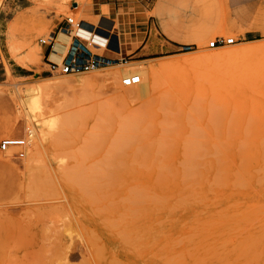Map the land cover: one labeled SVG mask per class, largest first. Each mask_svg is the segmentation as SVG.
<instances>
[{"label": "rangeland", "instance_id": "374dc122", "mask_svg": "<svg viewBox=\"0 0 264 264\" xmlns=\"http://www.w3.org/2000/svg\"><path fill=\"white\" fill-rule=\"evenodd\" d=\"M108 2L0 0V139L35 145L0 152V264H264V0ZM64 16L116 32L127 62L43 72L37 39ZM128 64L145 95L98 77ZM45 78L62 85L36 114L25 87Z\"/></svg>", "mask_w": 264, "mask_h": 264}, {"label": "built area", "instance_id": "2783aa9c", "mask_svg": "<svg viewBox=\"0 0 264 264\" xmlns=\"http://www.w3.org/2000/svg\"><path fill=\"white\" fill-rule=\"evenodd\" d=\"M73 5H71V8ZM58 27L49 30L44 37H39L37 43L46 47V55L42 56L45 68L42 70L50 75H77L90 73L107 66L124 64L127 62L128 54L121 52L122 43L116 32L109 31L103 26L91 24L82 19L74 20L72 16H64ZM86 30L101 42L93 37L86 38L79 35L78 31ZM68 36L63 52L58 53V60L49 58L50 53L56 52L53 49L58 33ZM232 37H215L209 40L207 47L217 46L219 43H234ZM106 53H110L106 54ZM139 75L132 72L120 76L119 82L122 86H130L138 83ZM24 137H5L0 139V152L8 147L17 148L14 152L16 157L23 156Z\"/></svg>", "mask_w": 264, "mask_h": 264}, {"label": "bare ground", "instance_id": "6f19581e", "mask_svg": "<svg viewBox=\"0 0 264 264\" xmlns=\"http://www.w3.org/2000/svg\"><path fill=\"white\" fill-rule=\"evenodd\" d=\"M81 2V1H80ZM77 7H78V5H77ZM73 9H76V3L75 4H73V7H72ZM74 15V14H73ZM18 20H20V16H18L16 19H15V22H17ZM13 26V25H12ZM79 32V31H78ZM10 33V31H9V29H8V31H7V41H9L10 42V37H11V35L9 34ZM94 36V35H93ZM87 37V36H86ZM97 38V37H96ZM98 40V39H97ZM100 40V42H101V39H99ZM98 40V41H99ZM67 41H68V36L67 35H64V34H62V33H58L57 34V37H56V39H55V43H54V45H53V49L56 51V52H54V53H50V55H49V58L50 59H53V60H58V53H61V52H63V49H64V45L67 43ZM14 55L15 56H17V54L14 52ZM19 58H20V60H21V64L23 65V66H25L26 68H28V69H32L33 67H35L36 65H37V63H39L38 61H39V48L36 46V47H33V48H31V49H29L25 54H23L22 56H19ZM127 68H125V69H123V70H119V71H117L118 70V68L116 69V70H108V71H104V72H102V73H100V74H98V77L101 79V80H103V81H107V82H110V83H112V84H117L118 83V79H119V75H123V74H127V73H132V72H134V73H136V74H138L139 75V81H138V83H136L137 85H139V88H140V91L142 92V94H146L147 92H148V90H149V88L150 87H147L145 84H144V72H143V70L140 68V67H135L134 66V64H128V66H126ZM115 68V67H114ZM37 70V69H36ZM255 80L256 81H259V82H261L262 83V85H263V83H264V74H259L258 76H257V78L255 77ZM263 81V82H262ZM136 84H134V85H136ZM60 85H62L61 83H60V81H55L54 79L53 80H51L50 78H45V79H43V80H41V82L40 83H35V84H32V85H30V86H27V87H25V89L27 90L25 93H27V92H36V93H38V94H40L42 97L39 99H35L33 102L31 101V104H30V108L28 109V110H32V112L33 113H40L41 112V114H42V112H43V107H44V102H45V97H47V95L49 94V93H51L52 91L54 92V90H56V89H58L59 87H60ZM131 87H134V86H132V85H130L129 86V88H131ZM17 92V91H16ZM18 93V92H17ZM36 93H34L35 95H37ZM32 94V93H31ZM33 94V95H34ZM124 95H126L127 97H132V96H134V95H137L138 94V92L137 91H132V90H127L125 93H123ZM140 94V93H139ZM13 95V94H12ZM34 95V96H35ZM39 95V96H40ZM125 96V97H126ZM47 99V98H46ZM48 101V100H47ZM52 102V101H51ZM55 102H57V101H55ZM50 103V102H49ZM63 104L64 103H60V102H58V103H56V104H54L53 105V109H51L50 110V108H49V112H57V111H60V110H62L64 107H63ZM21 106V105H20ZM25 106V105H24ZM29 106V105H28ZM23 107V106H22ZM51 107H52V105H51ZM63 107V108H62ZM75 110V109H74ZM47 111H48V109H47ZM71 114V113H70ZM64 115V114H63ZM62 115V116H63ZM65 115H67V114H65ZM69 115V114H68ZM67 115V116H68ZM56 118H57V116H56ZM59 119V118H58ZM50 122V121H49ZM48 121H46V122H41L42 123V134H41V132H40V136L42 135L44 138H45V135H46V131L49 129H47V127H48V123H49ZM52 125V124H51ZM47 129V130H46ZM34 131V130H33ZM41 131V130H40ZM48 133V132H47ZM32 130L28 133V137H27V140H28V142H27V140L25 139V145H26V143H28V145H31V146H35L34 145V141H33V143H32V140H31V138H32ZM43 138V139H44ZM23 146V147H25L26 148V146ZM28 145H27V148H28ZM31 146H29V147H31ZM10 148H12V147H8L6 150H8V149H10ZM35 148V147H34ZM30 149V148H29ZM5 150V151H6ZM31 150V149H30ZM29 150V151H30ZM33 153L34 151H30L29 153ZM8 153V152H7ZM32 153H31V156H32ZM29 155V154H28ZM30 156V155H29ZM30 156V157H31Z\"/></svg>", "mask_w": 264, "mask_h": 264}, {"label": "crops", "instance_id": "0c3cea01", "mask_svg": "<svg viewBox=\"0 0 264 264\" xmlns=\"http://www.w3.org/2000/svg\"><path fill=\"white\" fill-rule=\"evenodd\" d=\"M109 0H94V5H96L97 6V8L98 9H100L101 7H103V8H107V6L109 7V4H111L110 2H108ZM113 4V3H112ZM60 24L58 23L57 24V26H55V27H58ZM114 26V24L112 25V28H111V30L114 28L113 27ZM164 32H165V34L169 37V38H171V39H177V34L176 33H173L171 30H170V28H164ZM144 33H145V31H144ZM119 36V35H118ZM187 37H189V34L187 35ZM119 41H120V39H119ZM122 45H123V43H122ZM40 49H41V54H42V56H45L46 55V47L45 46H40ZM121 50H122V48H121ZM121 52H125V51H121ZM141 51L140 50H138L135 54H138V53H140ZM106 54H109V55H111L110 53H106ZM112 56V55H111ZM17 62V61H16ZM18 63V62H17ZM19 64V66H21V67H23V68H25V69H28V68H26L25 66H23L22 64H20V63H18ZM2 70L4 71V73L6 74V75H8L9 76V68H8V65L7 64H3L2 65ZM8 130H5L3 127H2V125H0V134H5L6 132H7ZM10 134H12L13 136H20V134H21V131L20 130H18V129H16V130H12L11 131V133Z\"/></svg>", "mask_w": 264, "mask_h": 264}]
</instances>
